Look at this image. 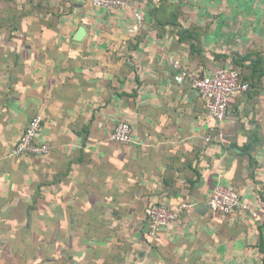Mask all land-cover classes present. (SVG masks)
I'll return each mask as SVG.
<instances>
[{"label": "crops", "instance_id": "1", "mask_svg": "<svg viewBox=\"0 0 264 264\" xmlns=\"http://www.w3.org/2000/svg\"><path fill=\"white\" fill-rule=\"evenodd\" d=\"M207 10L191 47L180 32ZM172 60L249 90L217 122ZM37 115L49 152L9 157ZM122 122L130 144L110 140ZM219 185L257 217L212 216ZM184 201L151 240L148 208ZM0 264H264V0H0Z\"/></svg>", "mask_w": 264, "mask_h": 264}, {"label": "built area", "instance_id": "2", "mask_svg": "<svg viewBox=\"0 0 264 264\" xmlns=\"http://www.w3.org/2000/svg\"><path fill=\"white\" fill-rule=\"evenodd\" d=\"M92 5L102 9H124L128 0H92ZM172 66L177 73L174 77L177 84L187 82L198 98L203 102L208 114L217 122H223L227 117L229 101L237 94L247 92L249 85L241 79L239 71L230 67L217 69L211 75L188 72L179 60H172ZM42 126V117L37 115L30 119L24 132L18 138L9 157L44 156L50 147L36 142ZM218 139L221 134L218 133ZM110 140L119 144L132 142V129L128 123L116 125L110 135ZM207 141L210 138H206ZM194 208L190 202L184 201L175 208H168L161 204H153L147 211L148 236L155 240L158 233L176 223L179 218ZM207 208L212 216H227L237 211L251 217H257L258 212L247 202L242 200L240 194L231 186H216L207 201Z\"/></svg>", "mask_w": 264, "mask_h": 264}, {"label": "rangeland", "instance_id": "3", "mask_svg": "<svg viewBox=\"0 0 264 264\" xmlns=\"http://www.w3.org/2000/svg\"><path fill=\"white\" fill-rule=\"evenodd\" d=\"M239 2V0H237ZM187 5V8L191 5L189 4H186ZM205 8H209V5H205ZM197 14V13H196ZM204 16H206L204 18ZM201 18L202 20L206 23L205 25L203 26H199L197 25L196 23L194 25L197 26V30L198 32L196 31L195 28H187V29H191L190 31L189 30H185L184 32L181 31L180 32V35H181V39L183 41H188L190 44H191V47L194 46L197 48V46H200L202 45L204 42L206 44H209L210 42V36H208V31H209V26H210V22L212 23V21H214L213 19H210V18H213V17H210V12L207 10V11H204L202 14H201ZM190 19V20H189ZM193 19V18H192ZM188 21H191V18H187ZM198 20V19H197ZM196 20V21H197ZM189 24V22H188ZM179 27V26H178ZM180 28V27H179ZM200 28V29H199ZM205 30V31H204ZM197 32V33H196ZM224 39H226V36L225 34H222L221 36V40L224 41ZM203 46V45H202ZM204 48V47H203ZM223 51V50H222ZM220 54H224V55H227L229 54L228 52H222ZM210 52V51H209ZM212 54V53H211ZM224 55H218V56H221V57H225ZM236 56V55H235Z\"/></svg>", "mask_w": 264, "mask_h": 264}, {"label": "water", "instance_id": "4", "mask_svg": "<svg viewBox=\"0 0 264 264\" xmlns=\"http://www.w3.org/2000/svg\"><path fill=\"white\" fill-rule=\"evenodd\" d=\"M82 35H83V28H81V29L78 31L77 39H79Z\"/></svg>", "mask_w": 264, "mask_h": 264}, {"label": "trees", "instance_id": "5", "mask_svg": "<svg viewBox=\"0 0 264 264\" xmlns=\"http://www.w3.org/2000/svg\"><path fill=\"white\" fill-rule=\"evenodd\" d=\"M230 68H232V67H230ZM232 69H235V68H232ZM236 70V69H235ZM188 71V70H187ZM189 72V71H188ZM192 73V72H191ZM240 73V72H239ZM240 76H241V79L244 81V79H243V77H242V75H241V73H240ZM245 82V81H244Z\"/></svg>", "mask_w": 264, "mask_h": 264}]
</instances>
